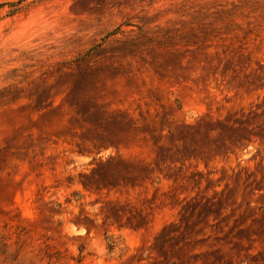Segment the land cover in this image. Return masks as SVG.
Instances as JSON below:
<instances>
[{
	"label": "rangeland",
	"instance_id": "rangeland-1",
	"mask_svg": "<svg viewBox=\"0 0 264 264\" xmlns=\"http://www.w3.org/2000/svg\"><path fill=\"white\" fill-rule=\"evenodd\" d=\"M0 264H264V0H0Z\"/></svg>",
	"mask_w": 264,
	"mask_h": 264
}]
</instances>
